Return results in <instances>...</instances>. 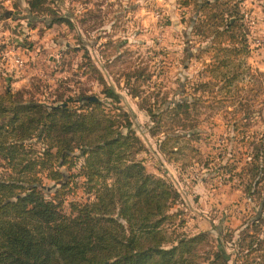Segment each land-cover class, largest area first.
<instances>
[{
  "label": "trees",
  "instance_id": "trees-1",
  "mask_svg": "<svg viewBox=\"0 0 264 264\" xmlns=\"http://www.w3.org/2000/svg\"><path fill=\"white\" fill-rule=\"evenodd\" d=\"M13 1V9L22 12L13 19L24 20L29 29H35L36 22L46 28L73 27L52 8L55 0H25L23 9L22 0ZM239 2L177 1L178 8L196 14L193 34L204 39L206 51L226 57L219 60L217 55L206 65L219 83L203 82L197 90L230 86L235 60L247 54L249 30ZM85 57L88 62L78 69L98 76L104 100L80 93L43 103L25 89L12 92L9 86L0 93V264H229L231 257L234 264H264V132L253 133L251 155L233 175L252 206L241 225L234 230L215 227L213 238L207 233L189 235L182 212L173 211L180 200L173 182L149 174L135 160L142 143L129 115L119 108L106 110L103 101L112 104L118 95L105 85L89 53ZM261 92L259 82L254 96L240 99L239 111L227 123L238 144L246 140L252 102ZM195 98L163 102L158 111L141 106L151 135L163 136L158 145L168 163L178 160L169 142L198 140L201 130L192 116L199 114L193 109L201 97ZM75 169L77 173H71ZM42 177L50 186H44ZM76 178H81L87 199L68 203L65 209Z\"/></svg>",
  "mask_w": 264,
  "mask_h": 264
},
{
  "label": "rangeland",
  "instance_id": "rangeland-1",
  "mask_svg": "<svg viewBox=\"0 0 264 264\" xmlns=\"http://www.w3.org/2000/svg\"><path fill=\"white\" fill-rule=\"evenodd\" d=\"M177 1L55 0L52 8L69 18L73 27L57 24L46 28L36 22L35 29L27 28L24 20L13 19L16 14L22 16V12L8 3L0 8L4 18L0 20V73L3 71L0 93L9 86L12 92L25 89L28 95L43 103L65 101L80 93L104 100L103 87L96 81L98 76L84 75L85 69H78L88 62L85 55L89 53L105 85L118 95V101L113 100L112 104L103 101L106 110L119 108L126 112L135 136L142 143L135 160L142 162L149 174L173 182L180 194L173 211L182 212L184 231L189 235L207 233L213 238L217 235L215 227L234 230L249 213V204L239 201L241 182L233 175L240 172L251 155L248 145L253 141V133L264 132V93L252 102L253 119L247 121L250 127L244 144H238L227 123L239 111L240 99L254 96L249 93L252 89L249 82L243 86L239 83L241 79L248 81L244 78L252 73L244 69L241 78L232 81L230 86L224 85L223 89L197 90L196 87L203 83L202 74L209 75V81L204 83H219L210 73H202L203 67L208 65L205 61L211 57L210 64L217 55L219 60L226 57L211 50L207 52L211 53L209 57L198 52L204 39L193 34L194 25L189 27V19L186 21L184 15L186 9L178 8ZM237 1L242 8L243 24L250 30L248 14L253 0ZM256 1H261L260 7L264 4L263 0ZM89 16L91 20L87 19ZM78 31L81 32L76 35ZM190 40V44L186 42ZM185 48L192 53L191 61L184 55ZM14 58L24 63L21 68L15 67ZM187 63L189 67L185 70ZM181 79L188 80L183 87L179 84ZM260 79L263 83L264 78ZM180 89L185 90V95L177 94ZM185 97H201L200 103L195 100L198 105L193 109L199 114L192 116L197 119L201 131L196 141L187 143L184 138L169 142L168 147H175L177 151L173 159L178 160L168 163V156L158 145L163 136L151 135L150 120L141 106L151 105L157 110L163 102L171 103ZM71 173H77V169ZM42 181L44 186H50L46 180ZM75 182V192L65 198V209L68 203L87 199L81 178H76ZM51 192L50 197L53 196ZM232 262L231 257L229 264H234Z\"/></svg>",
  "mask_w": 264,
  "mask_h": 264
},
{
  "label": "crops",
  "instance_id": "crops-1",
  "mask_svg": "<svg viewBox=\"0 0 264 264\" xmlns=\"http://www.w3.org/2000/svg\"><path fill=\"white\" fill-rule=\"evenodd\" d=\"M2 1H4V3H2ZM261 2V1H260ZM260 2H257L256 0H253L250 2V12L248 14V18L250 21V30L248 32L247 38V54L244 58H238L240 60H235L234 62V66H235V70H234V74H235V78L233 80L236 82V80L238 78H241V74L244 72V69H246L247 71L251 72L252 75L245 77L244 79H249L248 81L246 80H240V84L246 85L247 82L250 83L252 89H250L249 93L253 94L255 92V88L256 86L259 84L262 85V89H264V82L262 83L260 77L262 78V76L264 75V43L261 44V41H264V4L260 7L258 5L261 4ZM264 2V0H263ZM11 5V8L13 7V0H0V8L4 7L6 5ZM21 8H26V4H25V0L21 1ZM186 13H184V15L186 16L185 19H189L190 25L189 27L192 25H194L195 20H196V15L192 12L191 8H186L185 10ZM183 15V14H182ZM176 17V15H174ZM147 19V18H146ZM186 19V21H187ZM189 35V34H188ZM185 38H187V36H185ZM191 38V37H190ZM189 42V44L192 42L190 41H186ZM202 49H197L199 53H203V54H207L208 57L211 56V53H207L209 51H206V45L204 43ZM196 50V51H197ZM184 51V55H187L188 60H192L193 56L192 53L188 50V49H183ZM211 60V57H209V59L205 62H207L206 64H209V61ZM189 63H187V69L188 70V65ZM206 69V65L203 67V72L202 73H206L207 71H205ZM258 75V77H256ZM209 75L208 74H202V79L203 82H207L209 81ZM253 76H255L256 78H253ZM186 81V82H185ZM188 80L187 79H181V87H183V84L187 83ZM248 84V83H247ZM239 85V84H238ZM240 86V85H239ZM178 95H185V90L180 89V91L177 93ZM248 94V93H247ZM238 195H239V201H242L243 203H248V201L243 198L244 195L242 192L238 191ZM250 208L252 207L249 204Z\"/></svg>",
  "mask_w": 264,
  "mask_h": 264
},
{
  "label": "built area",
  "instance_id": "built-area-1",
  "mask_svg": "<svg viewBox=\"0 0 264 264\" xmlns=\"http://www.w3.org/2000/svg\"><path fill=\"white\" fill-rule=\"evenodd\" d=\"M13 63H14V65H15V67H17V68H21V67L23 66V64H24V63L21 61V59H19V58H14Z\"/></svg>",
  "mask_w": 264,
  "mask_h": 264
}]
</instances>
